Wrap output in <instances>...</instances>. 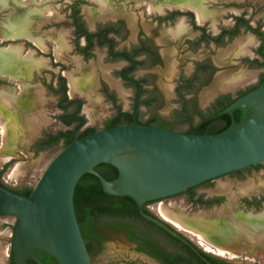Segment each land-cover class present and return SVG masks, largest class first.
<instances>
[{"label": "rangeland", "instance_id": "374dc122", "mask_svg": "<svg viewBox=\"0 0 264 264\" xmlns=\"http://www.w3.org/2000/svg\"><path fill=\"white\" fill-rule=\"evenodd\" d=\"M72 1L73 0H9L7 4H4L6 0H0V48H3L1 50L4 51L7 44H22L25 50L23 56L29 57L30 54L29 60L39 63L37 69L42 66L38 70V73L46 68H51L53 63L65 65L67 70L64 74L67 77V83L69 84L71 79L80 82L76 89H70L69 87L70 96H79L84 100L82 114L87 118V125L95 126L100 130L103 127L105 119L113 114V106L101 93L99 81L101 79L107 81L108 84L117 91L122 107L127 111L131 109L133 92L124 87L121 79L115 77L114 71H116L119 66L106 63L104 61L105 54L103 51H98L97 57L88 61H85L74 53L72 30L64 26H56L58 23L66 21L68 15L67 5ZM86 1L87 4L82 8L87 22L91 27H93L94 23L98 20L118 16L126 20L133 32H136L138 28H142L147 34L152 35L160 44L165 58V64L156 68L154 72L158 77L157 87L163 94L165 102L158 110V113L161 117L170 122L175 121L174 111L179 109L180 106L173 101L175 98L174 79L179 74L181 68L189 75L192 72V61L196 59L209 56L219 67V71L210 85L200 92L198 106L202 109L208 107L210 100L218 93L233 92L239 87L256 83V77L259 72L249 69L245 63L242 62V59L246 56L254 57L253 50L259 45V41L250 33L242 32L234 42L225 48H216L211 45L209 48H202L197 53L191 54L187 52L185 50L186 48L182 45L183 39L195 36V34L189 30V25L188 31L185 34L175 38L170 33L171 27H157L155 21L156 17L159 15L157 13L163 12L161 10L175 7L187 9V6L180 7L176 4H172V0H115L111 7L104 8L102 0ZM229 1H235V3L238 4L244 3V1H246V3H252V5H254L253 9H256L258 12L253 25H255V21L257 20H263L264 22V0H218V2L210 7V12H212L215 18L212 17L211 19L213 21L210 20L207 22L209 29L213 33L217 32L219 24L232 25V20L229 18L230 15H238L241 13L237 8L228 9ZM211 2H215V0H207L206 2L208 9ZM47 6H52L57 9L54 16L46 17V15L39 13L32 18L34 11L36 13L39 11L41 12V10ZM147 9H149V12L152 14H149ZM54 10V8L48 7L44 12L51 16ZM26 11H29L27 15L24 13ZM251 12L252 11H250L249 14ZM12 18L14 19L7 29V24ZM184 21L186 24L188 23L186 18ZM186 24L183 20L179 21L173 28V33L175 35L182 33ZM15 26L22 28L24 34L27 35H21L20 37L14 36L11 30ZM29 28L33 36L48 40H44V42L42 39L32 37ZM5 36L11 39L7 40ZM23 38L29 39L32 43L27 42L25 46L23 41L19 42L15 40ZM33 50L36 51L35 54ZM48 54L50 55L49 57L47 56ZM37 56H44V59L42 57L38 58ZM55 71L58 72L59 67L56 68ZM137 74L140 75L142 72ZM84 82L86 84H84ZM18 87L19 91L17 90L16 92L5 91L13 95L16 103L12 106L8 104V112L10 115L7 118L6 116L0 117L1 142L4 133H6L8 138L5 145L11 151V155L8 158H0V169L4 164L10 163L9 168L2 177V181L7 186L14 189H21L24 187L36 188L45 170L62 150L63 145L60 143L59 146L48 151L36 153L31 150V143L40 136L42 131H57L62 129L63 125L56 119L57 112L53 108L55 99L47 93L46 89L39 81L36 79L27 81L24 87L19 83ZM24 89L28 91L27 93L33 107L28 113L21 111V117L18 109L28 107V101L24 99ZM17 102L20 105L17 104ZM0 108L2 107L0 106ZM142 112H145L144 108H142ZM144 119H146V116ZM176 129L184 132L187 126L177 125ZM196 191L198 194H202L206 197L219 196L223 197L224 200L221 205L206 209L190 203L186 195H179L154 202L148 206V209L155 215L165 219L185 237L208 252L205 247L201 245V240L196 234L181 229L171 220L173 219V221L175 220V222L184 226L186 220L195 218L202 219L205 222L220 227L232 228L240 225L244 226V224L242 225V216L255 214L243 213V210H246V208L240 202V199L246 195L264 192L263 171L252 170L246 173L245 178L242 180L235 176H224L209 184L198 187ZM263 210L264 205L262 207V211ZM161 211L171 220L165 218ZM247 211L254 212L253 210ZM15 223L16 219L12 221L10 216L0 215V264H8L9 249ZM230 252L235 253L237 257L232 258L229 253L221 257L234 264H264V246L253 245L252 247L251 244L242 242V244H238L237 247L231 248ZM91 264L158 263L138 253L135 249V245L124 235L109 233L104 250L91 259Z\"/></svg>", "mask_w": 264, "mask_h": 264}, {"label": "water", "instance_id": "95a60500", "mask_svg": "<svg viewBox=\"0 0 264 264\" xmlns=\"http://www.w3.org/2000/svg\"><path fill=\"white\" fill-rule=\"evenodd\" d=\"M134 82L141 88L132 108V125L100 129L72 140L51 161L29 197L0 186V213L16 219L12 234L16 264H28V259L44 264L34 252L52 256L57 264H91L74 207L76 186L88 173L100 180L108 194L133 197L145 220L195 251L167 221L147 214L144 204L264 163V84L225 109L227 113L251 111L239 124L233 122L218 134L199 135L140 124L136 113L143 89L140 81ZM102 163L117 169L115 180L107 181L94 170Z\"/></svg>", "mask_w": 264, "mask_h": 264}, {"label": "flooded vegetation", "instance_id": "af4514ba", "mask_svg": "<svg viewBox=\"0 0 264 264\" xmlns=\"http://www.w3.org/2000/svg\"><path fill=\"white\" fill-rule=\"evenodd\" d=\"M22 1H26V0H22ZM114 1L115 0H102L103 7L104 8L111 7L113 5ZM179 1L180 2H183V1L191 2L194 0H179ZM8 2H9V0H6V2L4 4H7ZM216 2H218V0H215V2H211L209 5V9ZM171 3L176 4V5L178 4V3H174L173 1ZM4 4H2V5H4ZM85 4H87L86 0H73L72 2L68 3V5H67L68 15H67L66 21H63V22L58 23L56 25V26H64V27L72 30V43L74 46V49H73L74 53L76 55L80 56L85 61H88V60L95 59L97 57L98 51H103L105 54L104 55V61L106 63L119 66L118 68L115 67V68H117L116 71H114L115 77L121 79L124 87L132 90V92H133L132 105H131V109L129 110L131 112V116H132V108H133L134 102H135L137 94L141 88V85L139 83L134 82V80L140 81L142 84V89H143L142 95H141L140 100L138 102L137 110H138L139 105H141L140 111H142V108H144L145 114L143 115V117H141L142 114L140 113V119L142 121H144L150 115V113L148 112V108L145 106V104L144 105L140 104V103H144L145 101H150L151 105L160 104V107L156 110V113L159 116H161L158 113V110L163 106L165 99H164L163 94L161 93V91L157 87V78L158 77H157V74L154 72V70L156 68L161 67L165 64V58L163 56L160 44L156 41V39L152 35L147 34L142 28H138L136 30V32H133L132 28H130V25H128L126 20L121 18V17H118V16L113 17V18L110 17L107 19L98 20L94 23L93 27H91L90 24H88V22H87L85 14L83 13L82 7ZM158 4H156V5H158ZM183 4H185V3H183ZM253 6L254 5H252V3H250V2L246 3V1H244V3H241V4L235 3V1H229L228 2V9H236L237 8L241 11V13L238 15L237 14L230 15L229 18L232 20V25L219 24V26L217 27L216 33H213L209 29L208 24H207V22L212 20V19L204 21L203 23H199L197 18H196L195 11L192 8L190 9V7H188V6H187L188 7L187 9H183V8H179V7L167 8L165 10H161V11H163L162 13H157V14H159L155 19V21L157 23V27H162V26L171 27L170 33L175 38H178V37L182 36L183 34H185L188 31V25H189V27H190L189 30H191V32H193L195 34V36L192 38L186 37L185 39H183L182 45H183V47L186 48L185 50L191 54L197 53L202 48H209L211 45H213L216 48H225L229 44L234 42L235 39H237L242 34V32L250 33L259 41L258 47H256L253 50L254 57H247L246 56L242 59V62L245 63V65L249 69H253L254 71L259 72L257 77H256L257 78L256 83H252V84H248V85L243 86V87H239L233 92L218 93L215 96H213V98L210 100L208 107L210 105H212L217 98H219L220 96H222L224 94L235 93L237 90H240V89H247V88H251L253 86H257V85L260 86V85L264 84V28H263L264 22H263V20H257V21H255V25H253L254 19L256 18L257 14H258L257 10L253 9ZM48 7L55 9L54 13L51 16H49L48 14H46L44 12V10ZM46 8L41 10V12L39 11L38 13H36L34 11L32 18L35 17L39 13L46 15V17L54 16L55 11L57 9L55 7H52V6H47ZM147 10H148L149 14H152L151 12H149V9H147ZM210 11H211V9H210ZM250 11H252V12L249 14ZM177 12H179L181 14L175 15V13H177ZM24 13H25V15H27L29 13V11H26ZM213 17L215 18V16H213ZM185 18L188 21L187 24L184 21ZM13 19L14 18H12L10 20V22L7 24V29L11 25ZM180 19L183 20V22L186 24V27L182 33H180L179 35H175L173 33V28L178 24L179 21H181ZM30 22H32V21H30ZM215 23H216V19H215ZM259 25L261 26V28L259 31H256V29ZM29 31H30V35L32 37L42 39L43 41L48 40V39H43L42 37L40 38V37L33 36L31 34L30 28H29ZM7 32H8V30H7ZM23 35H27V34H24V32H23ZM5 38H7V37L5 36ZM9 39H11V38H7V40H9ZM15 40H18L19 42L23 41L25 46H26L27 42H31L27 38L15 39ZM10 45L11 44H7V47H9ZM13 45H15V44H13ZM16 45L22 46V44H18V43H16ZM33 51L35 54L36 51L35 50H33ZM24 52H25V50H24ZM47 56L49 57L50 55L48 54ZM37 57L38 58L42 57L44 59V56H37ZM27 64H30V66H36V67L26 77L14 79L8 75H1L0 74V91H4V92L5 91H15L16 92L17 90L19 91V87H18L19 83L21 85H23V87H24V84L27 83V81L36 79L46 89L47 93H49L51 95V97H53L55 99V103L53 105V108L57 112L56 119L62 123L63 128L59 129L57 131H50V130L42 131L40 136H38L36 139H34V141L31 143V150H33V152H36V150L38 148L43 147L44 142H45L44 140H46L47 139L46 137H48L49 135L57 134L60 130H63L65 128H68V129L73 128L72 126L67 127L64 123L67 120H71L72 116L75 115V110H76L77 106L79 105V102H81V106H80V110L78 111L77 114L79 116H83L86 119V123L78 131H74L72 133V137H74V135H76L78 132L87 128L89 125H87V123H88L87 118L85 117V115L82 114L84 100L82 98H80L79 96H73V97L70 96V93H69V87L70 86L67 83V77L64 74L65 71L67 70V67L65 65H62L60 63H53L51 68H46V69H44L38 73V70L42 67L41 66L39 69H37L39 66L38 62L29 61ZM58 67H59V71L56 72L55 69ZM218 71H219V67L216 65V63L209 56H204L200 59H196V60L192 61V72L189 75H187L184 72V70L181 68L179 74L174 79L175 98L173 99V101H175V103L178 105H180L181 102H183L189 108H193L196 106V108H198V109L205 110L207 107L205 109H202L201 107L198 106L200 92L204 88H206L208 85H210V83L212 82V80L214 79V77L216 76ZM139 72H142V74H140V75L137 74ZM61 77H64L66 80V88L67 89L64 93L62 92V84L60 81ZM99 85H100L101 93L103 94L105 99L109 103H111L112 106H113L112 102L109 101L107 98L108 93L115 95V97L118 101V104H120L122 106L117 91L114 88H112L108 84L107 81L101 79L99 81ZM103 90H106V92H103ZM177 90H183L185 93L184 97L179 96V94L177 93ZM24 91H25L24 99H25V101H28L27 102L28 107L18 109L21 117H22L21 111H25L26 113H28L29 110L32 109V107H33L32 102L30 101L28 93H27L28 91L26 89H24ZM6 93H8V92H6ZM9 95L12 98H14L13 95H11V94H9ZM178 99H181L182 101L177 103L176 101ZM14 103H16V101L13 99L10 101L9 104L12 106ZM17 104H19V103L17 102ZM22 105H25V104H22ZM6 108H7V111H9L8 106H6ZM122 109H123V107H122ZM124 111H127V110H124ZM114 112H115V109L113 106V114H114ZM145 116H146V119H144ZM136 118H137V113H136ZM161 118L164 119L163 117H161ZM107 119H105V121ZM132 119H133V117H132ZM164 120L168 121L166 119H164ZM104 126L105 125L103 123L102 129H104ZM162 127L177 130L176 128H172V127H168V126H162ZM0 142H1V137H0ZM59 145H57V146H59ZM62 145H63V143H62ZM57 146L46 148L45 150H41L40 152L48 151V150L55 148ZM252 170H256V171L262 170L263 175H264V168L257 170L255 168V165H254V166H251V167L239 170V171L229 173V174L224 175V176H229V175L235 176V177L242 180L245 178V174L252 171ZM224 176H222V177H224ZM217 179H219V178H217ZM214 180H216V179H214ZM214 180H212V181H214ZM206 184H208V182L205 184H202V186L206 185ZM196 194L197 195H196L195 199H200L202 197L203 201L209 200L213 203L212 206H207V204L199 203L197 206L201 207V208L207 209V208L219 206L222 204V201L224 200L223 197H219V196L206 197L202 194H198L197 191H196ZM186 197L189 201L187 194H186ZM240 202L244 205L246 210L256 211L255 206L258 203L261 204V209H262V207L264 205V192L259 193V194H252V195L243 196V197H241ZM97 229H98V232H100L103 235V241H102L103 250L105 248V244L107 242L109 233L122 234L127 238V236L125 234H123L121 232H115L114 230H110V229H107L105 227H99ZM129 241L135 245V249L138 253H141V254L147 256L148 258L152 259L153 261H155L158 264H161L159 261H157L155 258L149 256L145 252L138 251L137 250V244L132 242L131 240H129ZM12 247H13V245H12ZM207 253H210V252L208 251ZM211 254H213V255H215V256H217V257H219V258H221L227 262H231V261H228L227 259L222 258L221 256H219L215 253H211ZM34 255L38 256V252H34ZM228 259H230V258H228ZM9 263H10V249H9L8 264ZM231 263H233V262H231Z\"/></svg>", "mask_w": 264, "mask_h": 264}, {"label": "trees", "instance_id": "16d2710c", "mask_svg": "<svg viewBox=\"0 0 264 264\" xmlns=\"http://www.w3.org/2000/svg\"><path fill=\"white\" fill-rule=\"evenodd\" d=\"M180 14L181 13L179 12L175 13V15ZM260 28L261 26L259 25L256 31H259ZM60 81L62 84V92L64 93L67 89L66 80L64 77H61ZM257 87L259 86L257 85L247 89H240L235 93L224 94L217 98L215 102L205 110L198 109L196 106L189 108L186 104L181 102L179 109L174 111L175 121L172 122L165 121L156 113V110L160 107V104L151 105L150 101H145L144 103L140 104H145L150 115L146 120L142 121L140 119V113L142 114L141 117H143L145 113L140 111L141 105H139L137 110V119L140 124L159 127L168 126L176 128L177 125H186L187 129L184 131V133L187 134H218L228 129L233 122L235 125L239 124L250 114L251 111L245 108L234 110L232 113H227L224 111L238 98ZM103 92H106V90H103ZM177 93L181 97H184L185 95L183 90H177ZM107 98L112 102L115 112L104 122V129L132 125L133 119L131 112L124 111L122 109V106L118 104L115 95L108 93ZM180 101L182 100L178 99L176 102L179 103ZM80 106L81 102H79V105L75 110V115L72 116V119L67 120L64 123L67 127L72 126L73 128H65L60 130L57 134L49 135L46 137L47 139L44 140L45 142L43 147L38 148L36 152L57 146L60 143H63V148H65L72 142V140L80 139L98 131L95 126H88L72 137V133L74 131H78L86 123V119L83 116H79L77 114L80 110ZM9 166L10 163H6L3 168L0 169V186H3L23 196H31L35 191V188L24 187L21 189H14L4 184L2 177L6 173ZM255 168L260 170L264 168V164L255 165ZM94 170L107 181H113L118 177L117 169L109 164H99L94 168ZM211 181H207L208 184ZM202 184L192 187L186 192L175 196L187 194L189 202L193 203L195 206H197L199 203L212 206L213 203L211 201H203L202 197L200 199H195L197 195L196 189L202 186ZM154 202L157 201L145 203L143 210L147 214L163 221L159 216L155 215L148 209V206ZM74 207L77 221L91 259L96 254L103 251V235L98 232L97 228L105 227L107 229L114 230L115 232H121L125 234L129 240L137 244L138 251L145 252L149 256L155 258L161 264H233L211 253L205 252L201 247L185 237L175 227L165 222L171 229L183 235V237L195 248V251H193L180 239L170 235L160 227L145 220L139 214L137 203L133 197L114 196L108 194L103 188L100 180L93 174L88 173L79 180L74 195ZM260 209L261 204H256L255 210L260 211ZM0 215L2 214L0 213ZM14 228L15 225L13 227V231ZM12 243L13 238L11 239V244ZM13 255V247L11 245L9 264H16L13 259ZM38 257L43 261L44 264H57V261L52 256L45 253L38 252ZM27 261L28 264H36L31 259H28Z\"/></svg>", "mask_w": 264, "mask_h": 264}, {"label": "bare ground", "instance_id": "6f19581e", "mask_svg": "<svg viewBox=\"0 0 264 264\" xmlns=\"http://www.w3.org/2000/svg\"><path fill=\"white\" fill-rule=\"evenodd\" d=\"M172 1L178 3L177 5L180 7L188 6L192 8L196 12L199 22L207 21L214 16L207 8V0H194L191 2H180L179 0ZM15 27L11 30L14 36L20 37L23 35L22 28ZM23 53L24 48L21 45L11 44L9 47L5 48L4 51L0 53V74L8 75L14 79L28 76L36 66L27 64L30 61V54L29 57H26L23 56ZM79 83V81L71 79L69 81L70 89H76ZM84 84L86 83L84 82ZM13 99L14 98L8 93L0 91V106L2 107L0 108V117L6 116L7 118L10 115L6 106H8L7 104ZM7 138V134L4 133V137L0 144V158H8L11 155L10 149L5 145L7 143ZM161 213L165 218L171 220L163 214L162 211ZM238 220L241 221L240 219ZM171 221L181 229L196 234L201 240V245L204 246L207 251L214 252L220 256H225L229 253L230 257H237V255L230 252V250L233 247H237L238 244H242V242L251 244L252 247L253 245L264 246V210L255 215H243L242 225L244 224V226L240 225L232 228L216 226L199 218L186 220L184 222L185 226L175 222V220L173 221V219Z\"/></svg>", "mask_w": 264, "mask_h": 264}]
</instances>
